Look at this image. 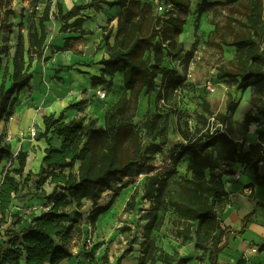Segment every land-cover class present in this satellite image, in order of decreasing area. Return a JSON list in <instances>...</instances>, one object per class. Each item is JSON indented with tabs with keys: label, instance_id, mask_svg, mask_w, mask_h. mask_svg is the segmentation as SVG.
I'll return each instance as SVG.
<instances>
[{
	"label": "trees",
	"instance_id": "trees-1",
	"mask_svg": "<svg viewBox=\"0 0 264 264\" xmlns=\"http://www.w3.org/2000/svg\"><path fill=\"white\" fill-rule=\"evenodd\" d=\"M165 1L171 8L164 15L155 16L148 26L140 19L134 7L135 0H90L84 4L75 3L67 11L63 3L57 4L56 19L62 24L60 32L76 33L78 36L67 37L65 45L53 46L52 52L66 51L72 48L73 40L94 33L84 28L87 18L83 10H101L104 4L123 9L118 18L114 43H111L114 29L105 28L102 40L108 57L101 62L104 65L102 74L93 75L92 83L111 86L113 81L108 80L106 74L113 77L120 71L124 74V91L106 110L102 124L85 113L66 119L67 110L82 111L88 101L86 98L71 102L59 114L44 115L45 129L37 138L45 139L49 146L37 173H27L28 153L25 150L15 153L12 143L0 138V166L3 162L7 163L1 170L0 181V264H59L71 257L73 225L78 219L72 218L63 209L66 203L74 202L78 208L77 216H81L79 209L90 201L89 220L96 227L100 215L110 210L121 193L122 185L114 190L115 185L122 183L127 176L145 173L152 155L168 146L169 125L158 107L153 113L151 95L155 93L158 106L161 101H166L171 92H182L186 76L168 68L164 61L166 58L179 61L187 69L194 50L187 49L184 42L178 39L186 18L175 12L176 9H184L188 14L191 0ZM210 5L212 2L203 0L198 4L199 13L205 12ZM50 11L51 7L47 5L39 24L30 27L28 42L21 34L12 59V69L9 62L5 66L0 78V121L13 110L14 96L31 86L35 74L31 70L33 62L49 60L45 49L49 34L46 21L51 19ZM252 23L254 32L250 31L232 44L237 48V69H222L218 77L227 79L240 90L251 88L254 99L264 95V26H260L255 16ZM2 65L0 51V68ZM160 76L162 83L158 84ZM142 96H149V108L139 123L135 118ZM201 103L195 111L199 123L195 132L179 128L186 143L173 146V170L146 172L142 198L150 203L154 218L158 212H162L161 220L168 211L176 215L173 225L183 244L194 241L196 249L201 251L197 257L199 264H218L230 233L222 226L221 220L230 203L226 176L234 173V165L250 164L256 173L257 183L264 184L259 171V163L264 161V133L260 142L251 144L250 149L245 151L250 126L259 118L253 112H247L236 131L237 136H234L233 115L238 104L229 101L227 112L217 114L207 97L201 98ZM214 114L218 121L227 124L226 131H211L209 118ZM55 138L62 139L59 147L52 143ZM145 138L151 139L152 143L145 146ZM186 156L189 157L186 172L181 174L177 166ZM175 175H178L175 185L169 188V181ZM30 181L32 186L42 191H45L46 183L53 186L52 193L46 196L47 202H51L50 209L33 216L26 226L18 230L16 227L24 220L19 214H12L10 209L16 199L24 200L27 196V193L23 196L19 194ZM108 190L114 192L111 199L107 204L100 205ZM139 194L138 188L132 192L126 203V212L136 209ZM11 217H16V221L6 227ZM146 227L147 240L143 242L137 264H186L190 261L181 256L179 250L171 253L158 246L155 238H150L153 218ZM132 251L133 248L129 247L122 258ZM105 259L108 263V256ZM237 264H243L242 260Z\"/></svg>",
	"mask_w": 264,
	"mask_h": 264
},
{
	"label": "rangeland",
	"instance_id": "rangeland-1",
	"mask_svg": "<svg viewBox=\"0 0 264 264\" xmlns=\"http://www.w3.org/2000/svg\"><path fill=\"white\" fill-rule=\"evenodd\" d=\"M87 1L90 0H78L73 2L74 4H84ZM209 1L212 2V5L208 6L206 11L200 14L198 4L202 3L203 0H191V7L194 8L196 12L193 21L194 27L191 32L193 43L189 46V49L193 48L194 51L188 68L185 69L179 61L170 60L171 68L176 69L179 73L181 71V74L186 76V81L181 86L182 92H171L167 96L166 101H161L158 106H156L155 97L153 98V113H156L158 107L162 114L166 116L169 125V144L168 147L166 146L167 149L164 150L166 147L163 148L161 151L162 155L159 154V152L152 155L151 159L148 161L147 169L144 170L145 175L143 177H139V175L127 176L122 183L115 185L114 190L122 185L121 188H124V192L121 195L123 196L126 193V198L122 199L121 195L118 196L117 200H115L118 201L116 202L117 206L115 210L109 212L103 219L99 218L96 227H93L89 220V213L92 209V203L90 201L86 202L85 205L79 209L81 216H77L76 212L78 208L74 202H67L66 206L63 208L71 214L72 218L78 219L77 223L73 225L75 239L74 243L71 244V249L78 250L82 248L84 243L86 245V240H88L86 238L91 235V247L89 249L84 247L80 254L76 255L75 264H133L134 259L131 260L128 255L122 258V255L129 247L137 251L140 250L142 253L143 242L147 240L146 224L152 220V218L154 220V227L150 229V238H155L158 246L164 248L173 247L175 249L178 246L183 248V246L186 245V251L189 252L186 254L189 257L192 252H194L196 247H193L194 245L192 246L191 242L183 244L182 238L178 236L176 227L173 225L176 215L172 211L166 213L164 220L163 218L162 220L160 219L162 212H158L157 217L154 218V213L150 212L151 206L149 202L142 198L144 178L147 175L146 172L164 173L173 170L174 165L171 159L173 146L186 143L185 139L180 134L179 128L195 132L196 127L199 126L195 111L202 104L201 98H210V100H212V108L217 114L227 112V104L229 101H232V104H238L233 117L235 120L242 119L246 109V102L237 91L240 89H238L237 85L227 82V79H220L218 73L226 68L237 69L235 59L237 48L232 46V44L250 31L254 32L252 28L253 16L259 20L261 27L264 26V0ZM60 2V0H0V51L3 57V65L0 68V78L3 77L5 66L8 62L12 69V59L21 34L24 35L28 42L30 27L39 24L40 19L44 15L46 6L50 5L52 10L54 6L57 7V4ZM134 7L140 19L148 26L152 23L155 16L164 15V13L171 8V5L167 4L165 0H135ZM175 12L183 18H186L188 15L184 9H176ZM105 28L109 29L107 25L103 26L104 31ZM194 44L196 45L194 46ZM45 61L46 60L34 61L32 67H36ZM31 70L35 72V70ZM68 71H70V68ZM161 83V78H159L158 84ZM209 86L215 87L216 91L211 92L208 89ZM107 91L109 92L108 89ZM193 91H195L194 95L191 94ZM234 92L239 96L237 95L236 97ZM111 97L113 99V94H110L107 99L103 100L102 104H105V107L107 106L106 104L111 101ZM98 101L99 99H97V102ZM251 101L253 105L256 104L257 97L254 99L252 98ZM20 103L21 92L14 96L13 110L0 121V138L11 142L15 153L23 149L24 143L21 141L22 139L17 138V135H9L8 131L14 122V117L12 115L14 114L15 106L20 105ZM248 112L252 113V111ZM34 125L37 129L34 138L38 139V123L36 122ZM138 126L140 125L138 124ZM239 126L240 124L234 121L232 135L237 136L236 131ZM20 128L22 129L23 127L20 126ZM30 129L28 131L29 133H31ZM21 133H23V137L20 138H24L25 132L22 131ZM28 143L29 153H32L34 155V160H36L27 170L38 172L40 165L38 161L39 157L36 154L39 152L34 148L36 147L35 145L32 144L31 146L30 141H28ZM54 143L57 144V140H55ZM151 143V139L145 138V146ZM187 161L188 156L177 166L181 174H185L186 172ZM5 164L7 163L3 162L0 166V181L2 179L1 170ZM177 176L178 175H175L170 179L169 188L174 187V180ZM32 178L34 179L35 177L33 176ZM136 188L140 191L137 199L139 202L138 206L133 212H126L125 207L130 198L129 193L131 192L132 194ZM44 190L45 191L38 190L37 187L32 186V181L24 186L19 196H23L26 193L27 196L24 197V200L16 199L10 209L12 214H19L24 220V223L16 227V229L19 230L22 226H26V223H28L35 214V210H44L50 205L49 203L51 202H47L46 196L52 193L53 186L46 183L44 185ZM59 192L61 194L62 191L59 190ZM113 193L114 192L111 190L104 193L101 203L110 200ZM10 220L11 221L5 225L6 227L10 226L12 222H15L16 217H11ZM161 221L163 222L162 224H160ZM107 256L109 259L108 263L105 261V257ZM198 256H200V254H198ZM196 264H199V261H197Z\"/></svg>",
	"mask_w": 264,
	"mask_h": 264
},
{
	"label": "crops",
	"instance_id": "crops-1",
	"mask_svg": "<svg viewBox=\"0 0 264 264\" xmlns=\"http://www.w3.org/2000/svg\"><path fill=\"white\" fill-rule=\"evenodd\" d=\"M60 1L63 3L65 11L74 5V2L67 4L66 0ZM57 11V7L54 6L50 11L51 19L46 21L49 34L45 56L49 57V60L31 68L35 70L34 78L31 82V86L21 91V103L20 105L15 106V111L12 115L14 117V122L8 131L9 135H17V138L22 139L21 141L24 143L23 149L27 153H29L28 141L31 142V146L32 144L36 146L34 148L39 152L36 154L39 157V170L41 168L42 159L45 155V149L49 145L45 139H36L34 138L35 135L28 132L33 124L36 122L38 123L40 134L45 129L43 122L44 115H50L52 113L59 114L61 111L65 110L71 102H76L83 97L88 101L83 105L82 111H79L78 109L67 110L65 112L66 119L69 120L85 113L89 118L95 119L98 124H102L106 110L119 99L124 91V74L120 71H117L113 77L106 74L107 79H112L113 81L111 86L107 84L93 85L92 83L93 75L98 76L102 74L104 65L101 62L104 58L108 57L105 44L102 40L103 34L105 33L103 26L107 25L109 28L114 29L111 37V43H114L118 18L123 9L118 6L109 7L104 4L100 11H96L94 8L83 10V14L87 18L84 23V28L92 30L94 33L73 40L71 42L72 48L66 51L52 52L53 46H64L67 37L78 36L76 33L60 32L62 24L56 19ZM195 12L196 10L191 7L186 17V24L183 32L179 35L180 41L184 42L187 49H189V46L193 43L191 32L194 27L193 21L195 19ZM73 21L74 20H71V22ZM164 64L168 68L172 67L169 58L165 59ZM69 68L70 71H68ZM160 78L162 79V76H160ZM100 89H108L109 96L110 94H113V99L111 97V101L106 104V107L105 104H102L103 100H100L97 96V90ZM237 91L246 102V109L243 113L242 119L235 120L233 117V120L240 124L244 120L245 114L248 111H252L254 115L259 118V121L257 122L259 126L253 133L251 132L250 126V131L247 135V143L244 147V150L248 151L251 144H257L261 141L260 136L264 133V95L256 96L257 101L254 106L251 103L253 98L251 88ZM191 94L194 95L195 91L191 92ZM234 95L237 97L238 94L234 92ZM151 97L153 100L155 93H153ZM97 99H99L98 102ZM208 99L210 100V98ZM211 101L212 100H210V102ZM148 108L149 96H142L140 98L135 118L137 122L141 123ZM20 126L23 128L21 129ZM22 131L25 132L24 138H20L23 137V133H21ZM55 140H57V144L54 143ZM61 142V138H55L52 143L56 147H59ZM167 147L164 150H166ZM159 154L162 155L161 152H159ZM29 155L30 153L28 154V158ZM234 169L242 170V177L240 180L230 177L227 184L230 192V203L227 205L221 220L222 226L228 229L230 233L226 245L219 255L218 264H237L239 260H242L243 264H264V184L260 185L257 183L256 173L250 164L244 167L236 164L234 165ZM29 171L32 170H27V173ZM262 176L264 179V167ZM247 190H251L252 193L250 194ZM123 192L124 188H122L120 195ZM129 194L131 195V192ZM108 202L109 200L103 203L100 201V205H105ZM116 202L118 201H115L107 212L115 210L117 206ZM74 239L75 233H73L71 244L74 243ZM190 242L191 245H194L193 247H195L194 241ZM186 247V245L183 246V248L178 246L175 249L180 251L181 256L190 259L188 262L189 264H196L198 261L197 256L198 254L201 255V251L198 250L197 252V249L195 248L194 252H192L189 257L186 254L189 253L186 251ZM165 249L171 253L175 250L173 247H165ZM140 253V250L137 251L136 249H133V251L128 254V257L131 260L134 259L133 264L139 262ZM63 262L64 260L59 264H63Z\"/></svg>",
	"mask_w": 264,
	"mask_h": 264
},
{
	"label": "built area",
	"instance_id": "built-area-1",
	"mask_svg": "<svg viewBox=\"0 0 264 264\" xmlns=\"http://www.w3.org/2000/svg\"><path fill=\"white\" fill-rule=\"evenodd\" d=\"M208 89L211 91V92H215L216 91V88L215 87H213V86H209L208 87ZM179 91V90H178ZM109 93H108V91L107 90H105V89H100V90H97V96L99 97V99H101V100H104V99H107L108 98V95ZM258 124V123H257ZM209 126H210V128H211V131L213 132V131H215V130H220V131H226V128H227V124L226 123H223V122H220V121H218L217 119H216V115L214 114V115H212L210 118H209ZM31 134H33V135H36V132H37V129H36V127H35V125L33 124L32 126H31ZM262 144H263V147H264V142H262ZM241 167H244V166H241ZM263 167H264V161H261L260 163H259V171H260V173H261V175L263 174ZM145 175V173H141L140 175H139V177H143ZM230 177H234L236 180H240L241 179V177H242V170H235L234 169V173L233 174H231V175H227L226 176V179H227V184H228V182H229V179H230ZM250 194L252 193V191L251 190H247ZM50 209V206L48 205V207L47 208H45L44 210H35V214L33 215V216H39V215H41L43 212H45V211H48ZM91 235H89L86 239H88V240H86V245H85V243H84V246L82 245V248H80V249H73L72 251H73V255L71 256V257H69V258H67V259H65L64 260V262H63V264H75V257H76V255H78V254H80V252H81V250L82 249H84V247L85 248H87V249H89L90 247H91V245H90V243H91V237H90ZM84 242H85V240H84ZM203 264H209V263H203Z\"/></svg>",
	"mask_w": 264,
	"mask_h": 264
},
{
	"label": "bare ground",
	"instance_id": "bare-ground-1",
	"mask_svg": "<svg viewBox=\"0 0 264 264\" xmlns=\"http://www.w3.org/2000/svg\"><path fill=\"white\" fill-rule=\"evenodd\" d=\"M73 1H78V0H66L67 4H70V3H72ZM258 126H259V124H257V123H253V124L251 125V132L253 133V132L258 128ZM34 161H35V160H34V155H33L32 153H30L29 158H28V164H27V167H30V166L33 164ZM124 198H126V193L122 196V199H124ZM122 199H121V200H122ZM108 214H109V212H105V213L101 214L99 218L103 219V218L106 217Z\"/></svg>",
	"mask_w": 264,
	"mask_h": 264
}]
</instances>
